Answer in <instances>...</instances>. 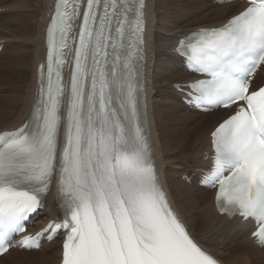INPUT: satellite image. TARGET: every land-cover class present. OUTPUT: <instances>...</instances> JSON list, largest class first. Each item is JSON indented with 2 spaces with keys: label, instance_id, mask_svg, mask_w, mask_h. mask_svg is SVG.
I'll list each match as a JSON object with an SVG mask.
<instances>
[{
  "label": "snow or ice",
  "instance_id": "1",
  "mask_svg": "<svg viewBox=\"0 0 264 264\" xmlns=\"http://www.w3.org/2000/svg\"><path fill=\"white\" fill-rule=\"evenodd\" d=\"M144 9L145 0H57L33 111L0 132V255L38 249L40 236L63 230L62 264H219L158 179L144 102ZM178 51L205 77L187 85L192 102L227 113L210 133L205 182L217 189L218 211L254 222L264 246V85L255 83L264 0H246ZM54 182L62 219L13 244Z\"/></svg>",
  "mask_w": 264,
  "mask_h": 264
},
{
  "label": "bare ground",
  "instance_id": "2",
  "mask_svg": "<svg viewBox=\"0 0 264 264\" xmlns=\"http://www.w3.org/2000/svg\"><path fill=\"white\" fill-rule=\"evenodd\" d=\"M53 1L0 0V58L8 55L7 72L0 70L5 92L0 94V132L20 127L33 111L39 90L37 66L45 57L44 33ZM215 1L145 0L142 63L148 130L163 189L194 238L221 264H264V247L250 238L251 223L219 216L213 192L198 185L200 169L210 164V133L227 113L202 114L180 103L178 89L194 78L174 54L177 40L197 29L217 28L245 6L240 1L221 5ZM255 83H264V68ZM45 205L31 231L49 219H59L54 188ZM60 254V243L55 241L39 251L11 250L0 261L58 264Z\"/></svg>",
  "mask_w": 264,
  "mask_h": 264
},
{
  "label": "rangeland",
  "instance_id": "3",
  "mask_svg": "<svg viewBox=\"0 0 264 264\" xmlns=\"http://www.w3.org/2000/svg\"><path fill=\"white\" fill-rule=\"evenodd\" d=\"M215 3H217V4H219V5H221V4H226V3H218L217 2V0L215 1ZM228 4V3H227ZM199 17L200 16H196L194 19L196 20V19H199ZM7 55V54H6ZM5 55V56H6ZM5 56H3V57H1L0 58V70H1V72L4 74V72H7V70H6V67L4 66V63L6 62L5 61V59H7V58H5ZM8 56V55H7ZM6 64H8V62H6ZM2 88V86H0V94H2V95H4L5 94V92L1 89ZM202 114H208V113H202ZM196 213V212H195ZM43 258H45V257H43ZM13 260L14 259H8L7 258V260H5V261H0V264H13L14 262H13ZM33 261L35 260V259H32ZM20 263H22V261H18V264H20ZM28 264H33V263H28Z\"/></svg>",
  "mask_w": 264,
  "mask_h": 264
}]
</instances>
